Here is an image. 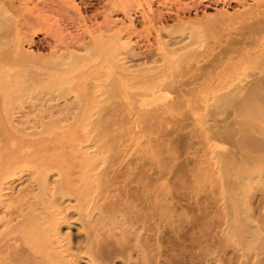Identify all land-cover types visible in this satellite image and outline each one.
Segmentation results:
<instances>
[{
    "label": "rangeland",
    "instance_id": "374dc122",
    "mask_svg": "<svg viewBox=\"0 0 264 264\" xmlns=\"http://www.w3.org/2000/svg\"><path fill=\"white\" fill-rule=\"evenodd\" d=\"M3 1L6 3V0ZM35 1L36 3H34ZM41 1L42 2H40V0H13L15 6L23 10L26 17L25 19L28 22L31 21L29 23H33L32 20H34L35 23H42V30L40 29L37 32L43 38L45 37L46 40L51 42L49 45V47H51L54 43L51 40H53L55 36L60 35V32H62V34H67L73 30L69 27L70 25L58 26L55 24L66 14L70 16V18L73 17L72 19H78L76 17H80L84 20L82 23L85 22L87 26L90 24L93 26L94 22L98 24L99 22H105L103 20H106V22L114 20L123 28L127 27L125 25H128V21L131 25L127 17V15H129L136 21H132V24H135L133 27L137 28L140 36L143 33L141 36L143 37L144 34H148V31L146 32L145 30L146 28L148 30L151 25H149L150 21H146L148 25H142V18L148 16L149 19L150 11L153 12L152 14L155 13L156 15L157 11L165 7V5L164 7L161 6L166 0H162V5L159 3L160 0H158L159 2L157 0L154 2L148 0L150 2L149 4H147L148 1L145 0H91L93 2L96 1L95 6H97V9L99 8L98 11H96L97 9L95 7V12L94 10L92 12L90 9L88 11H83L82 9L78 10L77 8L81 5L79 4L80 0ZM238 1L240 2L241 0ZM262 1L264 2V0ZM0 2L2 3V1ZM193 2H199L197 4L204 7L197 4L195 5ZM227 2L230 3V5ZM239 2H237V0H201L202 4L200 0H169L167 2L169 4L167 6H170V8L172 7L174 12L177 6L190 5L187 7L189 8L192 3L195 5H192V9L189 8V10H191L190 12L187 10L185 14H179V17L175 15L177 14L176 12L173 13L174 18L171 17L167 22V25H173L172 27L176 25L178 27L177 29L175 27L170 29V27L169 31L171 30V34L169 32L170 36H168L169 38L171 37L172 40H175L172 46H174L173 48L175 51L177 50L180 52L174 51L176 54L178 53L177 55L186 51V53H184V55H186L181 57L184 60L180 58L183 62L186 56H192L194 59H201L203 61L201 57L200 59L198 58L201 56L200 52L210 51L208 47L209 44L207 43V46H205V44L215 33L212 34L213 31H210V34H207L209 31L206 30L204 34L207 35V37L204 34H200L203 33L200 31H203L201 26L204 24L197 23L201 20L197 18L201 17L204 19L203 22L206 23V21H214V18H218L221 12L224 11L230 13V17L233 13L237 15V11H243L242 13H244V9L248 6L246 11L254 8L252 7V0H244L242 4ZM257 2L260 3L261 1L257 0ZM257 2L255 3L258 4ZM263 2L260 4L264 5ZM40 3L46 6L48 3L49 6L53 5V11L57 13L47 11V7H44L43 11L41 10L43 14L38 13L37 9L41 8ZM112 4L117 6V11H111ZM22 5H26V8H22ZM72 5L75 10L70 7ZM108 6L109 8H107ZM195 7H197V10L194 9ZM150 8L151 10L149 11L148 9ZM113 9H115V7H113ZM30 13H32V15ZM228 13H225V15ZM242 13H238V16ZM216 14H219V16ZM206 17H210V21ZM233 21L234 20H229L230 24ZM156 22L157 21L153 22V26H155ZM229 22L226 21L223 27H225L226 24L229 25ZM82 23L80 22V24ZM182 23H184V25ZM194 24H198V28H196ZM118 25L116 27H118ZM157 25L159 26L160 24ZM170 25H168V27ZM158 26H156V28ZM185 26L187 27L186 29ZM227 27L229 28V26H226V28ZM120 29L122 28L120 27ZM92 30L95 31L93 28ZM156 30L154 28L152 29L150 36H148L149 38L144 36L148 41L141 38L140 41H138V44H140L138 46L136 44L138 38L136 41L135 37L128 38L126 36L123 38L124 35H127L124 34L122 39H126V42L130 41L132 44L135 41L136 49L139 48L140 50H144L148 42L147 45L149 47H147L149 48L148 50H150V44L153 43V48L157 44L155 41ZM180 30L181 34L179 33V35L178 31ZM182 30H187L188 33H183ZM172 31L174 33H172ZM192 32L198 37L196 38L194 36L195 34ZM219 32H221V30ZM93 33L97 34V32ZM93 33L91 32L90 34L92 35ZM262 33L264 34L263 31ZM86 34H82L80 39H85L80 41L81 43L85 41V44L89 46V50L85 48V51L83 46H79L78 43H74L78 46L72 44V47H69L71 49L70 52H72V50L75 51V56L77 55L78 58L76 59L75 56L73 57V55H71L73 58L72 63L70 64L71 60L66 62V65L67 63L70 64L68 65L69 67L65 64V67L64 65H62V67L58 64L62 67L58 68L55 64L59 62H53V57L55 59L57 57L56 60H60L58 59L57 52L61 50L56 51V53L51 51L56 55L53 54V57H50L52 56L50 52L52 47L49 49L47 46L43 48V50L24 44V49L26 51L29 52L31 50V53L35 51L33 54L37 52V55H47L45 59L50 57L49 60L47 59L49 64L45 63L48 64L45 65L43 62L45 59H42L43 61H39V59L36 61L38 66L35 65L36 62L28 64L27 67L23 66L22 70H26L24 72L22 71V75L25 74L26 76L27 74V78L21 75L23 81H21L22 79L17 80L18 78H16V80L11 79L8 82H0V264H100L101 262V264H147L146 255L148 252L146 253V251H149V249L147 248L146 250V247L149 245L151 247L152 244L156 245H154V247L163 246L165 248V250L164 248L162 249L164 251H161L160 254H156V251H158L156 249L160 247L156 249L153 247L156 253L151 251L152 254L157 255V258L158 256H162L161 260L163 257L170 258L168 253L172 250H170V248L174 247L176 250H173L174 254L172 255L174 256L171 257L173 258L172 264H177L176 262H178V260L180 262H178V264H184L185 261H187L185 264H198L199 260L205 263L203 257H205V260L207 258V261L209 258V264H223L224 262V264H229L230 260L232 261H230V264H264V144L261 145L264 143V104H262L264 102H259L260 100H264V46H261L263 47L262 51L260 47V52L256 49L257 52L252 54L249 53L250 57L245 59L246 61L241 59L242 56L240 55V60H242L240 63H236V60L233 59L236 58V54L230 52L233 56L232 60H234L235 65L233 61L232 63L231 60L229 61L223 57L226 62L229 61V65L227 62L225 63L227 64L226 66L223 63L224 61L221 62L223 63L221 65L219 64L220 61L217 59L219 65L217 64V68H212L214 71H212L210 67L206 66L209 68L207 69L203 66L207 63H217L215 60V62H211L210 59L212 58L210 56L206 58L209 59L206 64V60L203 61L204 64H200L197 61L198 64L196 60L191 59L196 62L194 63L192 61L190 62L188 59L191 63L188 64L191 66L186 65L187 67H185L183 64L187 63L185 62L182 64L181 61L179 62L181 66L178 63V66L174 65L176 68L171 67L170 63H166L167 65H160L162 68L158 67L156 69V66H153L155 67L154 69L151 67V69L153 68L151 71L148 67H145V64L144 66L143 64L141 65V62H144L145 59H140L141 62L139 63L138 61L140 60H137V63L140 64L138 67L136 66L137 64L134 66L136 63L135 61L132 62L133 65H131L132 67L130 68L133 70H121L114 64V55L112 54L113 57L110 56L112 53L110 51L111 48L108 46L110 45L109 41H112L110 32L109 37H106L108 36L107 33L106 36L104 35L106 37L103 38L104 40H100L101 35L99 36V33L98 35L95 34L100 42H98L97 39L94 40V42L89 40L90 37L86 36ZM186 34L187 36H184ZM95 35L93 36L95 37ZM199 35L203 36L200 37ZM257 35L256 33V36ZM93 36H91V38ZM258 39H262L263 41L264 37L261 38L260 35ZM105 40L108 41L109 44H105ZM255 41L259 43V45L264 43L257 39H255ZM175 42L177 44L179 42L178 46ZM95 43H98V45L95 46ZM99 43L101 44L99 45ZM103 44L106 45V48L101 47ZM174 44H176V46ZM203 45L209 49L205 48ZM73 46L75 48H73ZM98 46L101 48L99 49ZM96 47L100 51H97ZM253 47L252 49H255ZM154 49H152L154 57L151 56L153 59L155 55L156 57L160 56L157 50L158 48L156 50ZM254 51L255 50L252 52ZM84 52L86 53L84 54ZM205 52L202 56H207L210 53L206 54ZM108 53H110V55ZM193 53L196 55L199 54V56L197 57ZM211 53L210 55H213V51ZM255 54H257V56L259 55V58ZM68 55L67 53V58L70 56ZM102 55H106V57ZM175 55L171 56L177 57ZM79 57H81V60ZM177 61L178 60L175 62ZM237 62H239V60ZM52 65L57 68L52 67ZM107 65L108 67H106ZM157 65L159 66V64ZM36 66L39 69H35ZM79 66L81 67L79 68ZM51 67L54 68L53 71H55V73H60L62 70H64L63 73H65L66 71L65 74H69V76H64L63 78L66 79L68 83L63 81L64 79L62 78V81L57 80L56 77V80L53 77L54 80L52 81L47 79L45 75L47 76L48 73L50 78L53 79L51 75L54 72L51 70ZM163 67H165L164 70ZM67 68H70V70ZM197 68L199 69L197 70ZM183 70L184 73L189 74L190 77L192 76L190 73H193L195 77V73L200 76L201 72H203L204 74L202 73V75L205 76V71L207 70L208 76H205V78H203L204 76H200V79L198 77L192 79L191 77L190 79L188 75L185 74L186 77L183 74ZM210 70L213 73H219L215 74L216 78L212 76L213 73H211L212 75L209 73ZM148 71H150L149 74H154L151 77L157 76L156 79H151L153 83H150L151 80H148L150 77H148L146 81L138 77V75L143 76L144 73L146 75ZM223 71L225 74H223ZM32 72L36 74L33 75ZM158 72L160 74L162 73L161 76L158 75ZM70 74H72V76ZM168 74L171 75L169 76ZM134 75H136V78H134ZM147 76L148 74L146 77ZM42 77L44 78L43 80ZM70 77L73 78L70 79ZM121 77H123V79H121ZM137 77L140 79L136 80L138 79ZM182 77L185 80H187L188 77L189 79L187 81L184 80L185 83H181L183 81V79H181ZM127 78L129 80H126ZM205 79H210V81L207 80L206 82L208 85L205 83ZM157 82L160 83L158 84ZM200 83L203 86L199 85ZM203 83H205L206 86ZM214 83L218 84L216 85ZM149 86L151 88H149ZM232 91H235L233 97L231 95ZM223 94L226 95L224 96ZM257 94H259L260 100ZM230 96L232 97L231 99ZM250 98H257L256 100L258 101L256 102L257 105H259L258 109H256L257 111L251 109L253 101H251ZM220 100L223 101L221 102ZM250 101L251 104L249 107L248 102ZM260 106L263 111L260 109ZM260 111L262 112L260 113ZM248 112H250V114ZM220 114H222V116H220ZM179 116L182 117V119ZM215 120L219 122L217 123ZM226 123L227 126H229L227 128H231L229 124H232L231 126L235 128H232L234 134L237 132L235 135H233L232 129L227 131L224 130L226 134L225 132L223 134V130L218 131L219 128L220 130L226 129L224 128L226 127L224 126ZM221 125L224 127H220ZM261 126L263 128H260ZM215 129L218 130L216 131ZM215 131L219 134H216ZM228 131L230 132L229 134L227 133ZM240 132H242V134ZM219 135L221 138H219ZM227 136L228 138L226 140ZM240 141L242 144H238ZM235 144L236 146H234ZM215 145H220L221 147L218 148L215 147ZM230 150L238 157L240 156L242 159L246 158V161H243L247 163L246 168L248 167L247 169L244 168L246 177L241 170L245 165L244 163V165L241 164L242 160L237 161L236 158H234L237 163L240 162V164L238 163L241 165V168L239 166V170H241L243 174H241V172L239 173L237 164L236 169L230 166V160L233 158L229 157L230 160H228L229 158L227 159L229 163L221 158L224 153L228 157V152L234 155ZM245 152H247L246 154L248 155L246 156L248 157L244 156ZM174 154L175 156H173ZM254 156L259 162L253 160ZM247 158L249 159L248 162ZM260 162L262 164H259ZM250 163L252 166H258V164L260 166L254 169ZM260 167L261 170L259 169ZM182 178L183 180L181 181ZM245 178L249 179L246 182V185L249 184V187L247 186L249 189L245 185V181L247 180H245ZM243 181L244 183L242 184H244V187L241 184ZM245 188H247V190ZM243 201H249V203L247 202V209L250 208L248 211H245L244 203H242ZM244 212L246 216L249 214L252 217L249 215L247 217L243 216ZM133 213L134 215L137 214L136 216L139 220H135V222L134 220L131 221L134 216H131ZM163 215L167 217L165 218ZM178 216L184 220L177 219ZM204 217L207 218L204 219ZM244 219L246 221H243ZM180 222L182 223L181 225L179 224ZM168 225H170V228H168ZM178 225L182 226L181 228L184 230L186 228V230L191 232L197 231L199 227L202 228L205 232L202 233L203 230L201 229V233L204 234L203 237L201 233V237L199 236L198 233L200 231H198V233L196 232L199 236L196 235V237L201 238L200 241L202 242L200 243L198 241V243L203 246L210 244L212 248L214 246L217 250L219 249L218 252L222 251L223 253H217L216 249L213 251L212 248L209 247L210 250L206 246L205 247L210 250V252L205 251L207 250L205 248H203L205 249L203 252L200 246L198 249L203 252H201V254H204L202 256L199 250L195 248L197 240L195 241L194 237L190 235L191 232L185 231L189 233H185V235L184 232H181V234H184L185 238L187 237L186 240L183 239V242L187 241L186 244H183V246H186H184L186 250L182 247V250H185L182 252L185 253L181 256L175 255L181 253L177 252V250H179L177 248L179 247L178 243L180 241H178L179 238L177 239L175 237L176 234L182 230L176 228ZM173 226H175L174 229H172ZM150 227L153 230L149 229ZM200 228L198 230H200ZM136 230H140V232L137 231L138 233H133L136 232ZM154 231H157L158 238L153 237L155 234ZM174 231H177L175 236ZM161 233L164 235H161ZM183 234L181 236H183ZM148 235H152L150 237L155 240L158 239L157 242L153 239H149L150 237L147 238ZM160 235L162 238H160ZM184 236L182 238H184ZM189 236L191 239H189ZM146 238L149 242H146ZM68 241L70 242L68 243ZM250 247L252 249H250ZM88 250L90 255L87 253ZM198 252L200 256H202L200 257L201 259L197 258ZM191 254L193 256H191ZM215 254H217L218 257H215L217 256ZM189 256L193 257V259L190 258L189 260V258H187ZM230 256L234 258H229ZM194 260L198 261L195 262ZM207 261L205 264H207Z\"/></svg>",
    "mask_w": 264,
    "mask_h": 264
},
{
    "label": "bare ground",
    "instance_id": "6f19581e",
    "mask_svg": "<svg viewBox=\"0 0 264 264\" xmlns=\"http://www.w3.org/2000/svg\"><path fill=\"white\" fill-rule=\"evenodd\" d=\"M0 1H2V3L0 2V82H2V83H4V82H8V81H10L11 79H14V80H16V78H18L17 80H19V79H22L23 77H26L27 76V74H26V76H25V74L24 75H22L23 73H22V68H23V66L24 67H27V65L28 64H32V63H35L36 61H38L39 59V61H43L46 57H47V55L46 56H44V55H41V54H39V55H37V52L35 53V54H33L34 52H28V51H26L25 49H24V44H28V45H30V46H33L34 48H41V49H43V48H46L47 46L49 47V45H50V41H48V40H46V38L44 37H42L37 31L38 30H40L41 28H43V27H41L42 25V23L40 24V22L39 23H35L34 22V20H32L33 21V23H29V22H31V21H27L25 18V15H24V12H23V10L21 9V8H18L17 6H15V2H13V0L12 1H10V0H8V2H7V0H6V3H5V1H3V0H0ZM17 1V0H16ZM50 1V0H49ZM52 1V0H51ZM62 1V0H61ZM60 1V2H61ZM104 1V0H103ZM145 1H148V0H145ZM150 1V0H149ZM147 2V4H149L150 2ZM153 2L155 1V0H152ZM158 1V0H157ZM156 1V2H157ZM164 1V0H163ZM169 1V0H168ZM167 0L163 3L162 2V0H160V2L159 3H161V5H162V3H163V5L161 6V7H164V5H165V7L164 8H162L161 10H159V11H157L156 12V15H155V13L154 14H152L153 12H151L150 10H151V8L150 9H148L149 11V19H148V16H146V17H144V18H142L143 19V21H142V25L143 24H147L146 23V21L147 22H149L150 24L149 25H151V27L149 28L150 29V31H149V29L147 30V28H146V32L148 31V34H144V36H147L146 38H149L148 36H150V34H151V32H152V29L154 28L155 30H156V32L157 33H155V38H156V43L158 44V46H157V44L156 43H154V44H156V46L153 48L152 47V44H150V46H151V48H150V50H148L149 48V46L147 45L148 44V42L146 43V48L144 49V50H140L139 48V50L138 49H136L137 47L135 46L136 44H137V46L138 45H140V44H138V41H140V39L142 38H144V39H146L144 36L143 37H141L142 36V34H141V36H140V33L137 31V28L136 27H133L135 24H132V21L134 20V19H132L131 18V16H129V15H127V17H128V20H130V23H131V25L129 24V21H128V25H125V26H127V27H125V28H123L121 25H118L117 24V21H108V22H106V20H103V21H105V22H103V23H98L97 24V22L94 24L93 23V26H92V24H90V25H88L87 26V24H85V22H83L82 23V21H84L83 19H81L80 17H76V18H78V19H72L73 17V15L71 16L72 18H70V16H68L67 14L66 15H64V17L62 16H60L61 17V19H59V21H57L55 24H57L58 26L59 25H63V26H67V25H70L69 27H71L73 30H71L70 32H68L67 34H62V32H60V35H57V36H55L54 37V39L53 40H51V41H53L52 43H53V45L51 46L52 47V50L50 49L51 47H49V49H50V52L51 51H54L55 53H56V51H58V50H61L60 52H61V54H60V52L58 53L57 52V55H58V59H60V60H56L57 59V57H56V59L53 57V54H55V53H52V56H50V57H53V59H51V60H53V62H55V63H57V62H59V63H57V64H55L58 68H62L63 66L62 65H66V62L69 60H71L70 61V64L72 63V60H73V58H72V56L71 55H73V57L75 56V54H76V52L75 51H73L72 50V52H70L71 51V49L69 48V47H72L71 45L73 44L74 46L76 45V44H74V43H78V45L79 46H83V48H84V50L86 51V49H88L89 50V46L88 45H86L85 43V41H83L82 43H81V41L80 40H83V39H85V38H83V39H80L81 37H82V34L84 33V35L86 34V33H89V34H86V36H89L90 38H89V40H91V41H93L94 42V40H98V42H100L99 41V39L98 38H96V35H98V33H99V36L101 37V39L100 40H102L105 36H106V33L108 34V36H106V37H109V32H110V35L112 36L111 38H108V39H111L112 41H109L110 42V45H108L111 49H110V51L112 52H110L111 53V55H110V53H108L110 56H112V54L114 55V64H116V67L118 66L121 70L122 69H131V70H133L132 68H130V67H132L131 65H133V63L132 62H136L135 64H134V66L136 65L137 67L140 65V64H138L139 62H141V60L140 59H145V61L144 62H141V65L143 64V66H144V64H145V67L147 68L148 67V69H150V71L154 68L155 69V67H153V66H156V69L159 67H161V66H163V64H165V65H167L166 63H170V65H171V67H173V68H176V67H174V65L175 66H178V64L181 66V63L183 64V63H187V64H183V65H185V67H187V66H191L190 64V62L192 61V62H194L193 60H196V62L198 61L200 64H204V60H206L205 61V64L208 62L207 60H209V59H206V58H209V56L212 58V59H210L211 60V62H217V59L220 61V63L219 64H225V63H227L228 62V65H229V61L231 60V62L233 61L234 62V60H236V63H240L242 60H240V55L242 56V58L241 59H244V61H246L245 59H247L248 57H250V54H252V53H255V52H257L256 51V49H258V51L260 50V47L261 46H264L263 44L262 45H259V43H256V41H255V39H257V40H259L260 42L262 41V39L260 40V39H258L259 37H260V35H261V38L262 37H264V36H262V35H264L263 33H262V31L264 32V8H263V6L264 5H262V4H260L261 2H263L262 0H260L261 2L259 3V2H257V0L255 1V0H252L253 1V5H252V7H254V8H251V6H250V8L251 9H248L247 11H246V9L249 7H247V8H245L244 10H245V12L244 13H242V12H239V11H237L238 13H242V14H240L239 16H238V13H237V15L236 14H232V16H230L229 17V15H230V13H228V12H225V13H228V14H226L225 15V13L224 12H221V15L219 16V14H216V15H218L219 17L217 18V17H215L214 18V21L212 20V21H210V17H206L207 19H209V21L210 22H208V21H206V23H204L203 21H204V19H202L201 17L200 18H197V19H201V20H199L197 23H202V24H204V25H202L201 27L203 28V31H200V32H203V33H200V34H204V33H206V30L207 31H209V32H207V34L209 33L210 34V31L212 32V34L213 33H215V34H213L210 38H209V41L208 42H206V44H205V46H207V43L209 44L208 45V47L210 48V51L208 50L209 48L208 47H205L204 45V47L205 48H208V49H206V50H208L207 52H205L206 54L207 53H209L207 56L206 55H204V56H206V57H204V56H202L203 55V53L204 52H200V54H201V56H199V54H195V53H193V54H195V56H199L198 58L200 59V57L203 59V61L201 60V62H200V60H197V59H194V57H190V56H186L185 58V61L183 62V58H181L182 56L184 57L185 55H184V53H186V51L184 52V53H182V54H180V55H177L175 52H179V51H175V49L173 48L174 46H172L173 45V41H175V40H172L171 39V37L169 38V36H170V34H171V30L169 31V28L170 29H172V28H178L175 24V26L174 27H172L170 24H168V25H170L169 27H168V25H167V22L171 19V17H173L174 18V16H173V13H177V14H175V15H178V17H179V14L181 15L182 13L183 14H185V12L187 11V10H189V8L190 9H192L193 8V6H195L197 3H199V2H197V3H195V2H193L195 5H193V3H192V5H191V7H189V8H187L188 6H190V5H188V6H185V5H181V6H177L176 7V10H175V12L172 10V7L170 8V6H167V5H169L167 2H168ZM211 1V0H210ZM218 1V0H217ZM244 1V0H243ZM242 0L239 2L238 0H237V2H239V3H241L242 4V2H243ZM257 2L258 4H256L255 2ZM259 1V0H258ZM20 2V1H19ZM40 2H42L41 0H40ZM80 3L79 4H81L80 5V7H78L77 9L78 10H86V11H88L89 9L93 12V10H94V12H95V7H96V9H97V6H95V2H93V1H91V0H80L79 1ZM152 2V3H153ZM219 2H221V1H219ZM224 2V1H223ZM34 3H36V1L34 2ZM44 3V2H43ZM43 3H40V5L41 4H43ZM50 3V2H49ZM48 3V4H49ZM66 3V2H65ZM69 3V2H68ZM99 3V2H98ZM151 3V4H152ZM158 3V4H159ZM200 3H201V0H200ZM203 3V2H202ZM201 3V4H202ZM225 3V2H224ZM223 3V4H224ZM228 3V2H227ZM255 3V4H254ZM264 3V2H263ZM17 4V3H16ZM21 4V3H20ZM47 4V6L46 5H41L40 7V9H37V12L38 13H42L41 12V10L43 11V8L44 7H47L48 8V10L47 11H51L52 13H57V12H54L53 10H54V6L53 5H48ZM62 4V3H61ZM78 4V5H79ZM120 4V3H119ZM229 5H230V3H228ZM71 5V4H70ZM97 5H99V4H97ZM103 5V4H102ZM115 4H112V6L113 7H115V9H113V7L111 6V11L112 12H114V10L115 11H117L118 10V8H117V6H114ZM197 5H200V4H197ZM258 5V6H257ZM23 6V5H22ZM26 6V5H25ZM25 6H23L22 8H24ZM57 6V5H56ZM62 6V5H61ZM138 6H140V5H138ZM200 6H202V5H200ZM206 6V5H205ZM256 6V7H255ZM70 7H72V9L73 10H75L74 9V7H73V5L72 6H70ZM101 7V6H100ZM103 7V6H102ZM151 7V6H150ZM198 7V6H197ZM197 7H195L194 9H196ZM202 7H204V6H202ZM26 8V7H25ZM33 8V7H32ZM37 8H38V6H37ZM57 8V7H56ZM107 8H109V6L107 7ZM123 8V7H122ZM135 8H136V6H135ZM70 9V8H69ZM76 9V10H77ZM99 9V8H98ZM98 9L96 10V11H98ZM103 9V8H102ZM159 9V8H158ZM199 9V8H198ZM58 10V9H57ZM197 10V9H196ZM56 11V10H55ZM59 11V10H58ZM61 11V10H60ZM121 11V10H120ZM191 10H189L188 12H190ZM27 12V11H26ZM33 12V11H32ZM44 12H46V11H44ZM68 12V11H67ZM102 12V11H101ZM104 12V11H103ZM108 12V11H107ZM147 12V13H148ZM28 13V12H27ZM47 13V12H46ZM62 13V12H61ZM74 13V12H73ZM79 13V12H78ZM224 13V14H223ZM236 13V12H235ZM31 15H32V13H30ZM43 14V13H42ZM60 14V13H59ZM68 14H69V12H68ZM87 14V13H86ZM122 14V13H121ZM70 15H71V13H70ZM154 15V16H153ZM228 15V16H227ZM43 16V15H42ZM52 16H55V15H52ZM67 16V17H66ZM76 16V15H75ZM197 16V15H196ZM142 17V16H141ZM177 17V16H176ZM234 17V18H233ZM28 18H30V17H28ZM108 18H109V16H108ZM217 18V19H216ZM239 18V19H238ZM40 19H42V18H40ZM44 19H45V17H44ZM87 19V18H86ZM119 19V18H118ZM147 19V20H146ZM236 19H238V20H236ZM30 20V19H29ZM52 20V19H51ZM123 20V19H122ZM173 20V19H172ZM179 20V19H178ZM216 20V21H215ZM229 20L230 21H232V20H234L233 22H231V24H230V22H229ZM50 21V20H49ZM89 21V20H88ZM135 21V20H134ZM155 22V21H157L156 23L157 24H160L159 26L155 23V26H153L154 25V23L153 22ZM180 21V20H179ZM226 21H228L229 22V25H227L226 24V26H229V28L227 27L226 28V26L225 27H223V25L226 23ZM80 22L82 23V24H80ZM136 22V21H135ZM152 22V23H151ZM191 22V21H190ZM194 22V21H193ZM53 23V22H52ZM87 23V22H86ZM134 23V22H133ZM54 24V23H53ZM183 25H184V23H182ZM44 25V24H43ZM118 25V27H119V29H118V27H116ZM130 25V26H129ZM137 25V24H136ZM148 25V24H147ZM180 25V24H179ZM178 25V26H179ZM186 25V24H185ZM189 25V24H188ZM194 25H196V24H194ZM198 25V24H197ZM197 25H196V28H198L197 27ZM53 26V25H52ZM156 26H158L157 28H156ZM120 27L122 28V29H120ZM145 27V26H144ZM143 27V28H144ZM184 27V26H183ZM92 28L93 29H95V31L94 30H92ZM187 27L185 26V29H186ZM189 28V27H188ZM47 29V28H46ZM114 29V30H113ZM136 29V30H135ZM176 29H174V30H176ZM180 29V28H179ZM190 29V28H189ZM189 29H187V30H189ZM205 29V30H204ZM224 29V30H223ZM42 30V29H41ZM45 30V29H44ZM66 30H68V29H66ZM97 30V31H96ZM138 30H140V29H138ZM143 30V31H144ZM187 30L185 31V30H182V32L184 33H186L187 32ZM197 30H199V29H197ZM221 30V32H219ZM137 31V32H136ZM205 31V32H204ZM93 33V32H97V34L95 35L94 33L91 35L90 33ZM169 32H170V34H169ZM262 33V34H259V33ZM172 33H174L173 31H172ZM181 34V30L180 31H178V34ZM188 33V32H187ZM192 33H194V32H192ZM218 33V34H217ZM220 33V34H219ZM256 33L259 35V37H258V35L256 36ZM102 34H103V36H102ZM124 34H127V35H124ZM176 34V33H175ZM179 34V35H180ZM195 34V33H194ZM222 34V35H221ZM93 36V35H95V37L93 36L92 38H93V40H92V38H91V36ZM105 35V36H104ZM124 35V36H123ZM169 35V36H168ZM190 35H191V31H190ZM205 35V34H204ZM216 35H217V37H216ZM98 36V37H99ZM122 36H123V38L124 37H128V38H131V37H135L136 39H135V41L137 40V38H138V40L136 41V44H135V41L133 42V44H132V42H130V41H125L126 39H122ZM184 36H187V34L186 35H184ZM196 38L198 37V36H196V34L194 35ZM200 36V35H199ZM201 36H203V35H201ZM200 36V37H201ZM206 37H207V35H205ZM223 38H222V37ZM255 36H256V38H255ZM99 37V38H100ZM105 37V38H106ZM178 37V36H177ZM176 37V38H177ZM218 37H220V38H218ZM88 38V37H87ZM175 38V39H176ZM195 38V39H196ZM48 39V38H47ZM50 39H51V37H50ZM132 39H134V38H132ZM143 39V40H144ZM178 39V38H177ZM176 39V40H177ZM181 39V38H180ZM104 40V39H103ZM107 40V39H106ZM105 40V41H106ZM128 40V39H127ZM130 40V39H129ZM185 40V39H184ZM202 40H203V38H202ZM205 40H206V38H205ZM87 41V40H86ZM146 41H148V39H146ZM259 41H257V42H259ZM87 42H89V41H87ZM96 42V41H95ZM106 42H108V41H106ZM105 42V44H109V42L108 43H106ZM177 42V41H176ZM175 42V43H176ZM180 42H181V40H180ZM202 42V41H201ZM262 42H264V40L262 41ZM89 43H91V42H89ZM88 43V44H89ZM102 43H104V42H102ZM199 43H200V41H199ZM198 43V44H199ZM84 44H85V46H84ZM94 44V43H93ZM93 44H91V45H93ZM101 43H99V45H100ZM177 44V43H176ZM176 44H174L175 46H176ZM178 44H179V42H178ZM178 44H177V46H178ZM261 44V43H260ZM78 45H76V46H78ZM98 45V43L96 44L95 43V46H97ZM145 45V44H144ZM180 45H183V44H180ZM258 45V46H257ZM73 46V48H75ZM88 46V47H87ZM94 46V47H95ZM106 45H102L101 47H103V48H106L105 47ZM134 46H135V48H134ZM148 46V47H147ZM172 46V47H171ZM254 46V47H253ZM92 47V46H91ZM99 47V46H98ZM101 47H99V49L101 48ZM158 49H157V48ZM186 47V46H185ZM252 47L253 48H255V49H252ZM258 47V48H257ZM80 48V47H79ZM86 48V49H85ZM171 48H173V49H171ZM263 47H261V51L264 49H262ZM27 49V48H26ZM70 49V50H69ZM82 49V48H81ZM99 49H97V47H96V50L97 51H100ZM152 49H154V50H158L159 51V54H160V56H158V57H156V55H155V60L151 57V56H153V52H152ZM44 50V49H43ZM104 50H106V49H104ZM107 50H109V49H107ZM147 50V51H146ZM183 50V49H182ZM187 50V49H186ZM250 50H255L254 52H252V51H250ZM78 51V50H77ZM175 51V52H174ZM191 51V50H190ZM213 51V55H210V54H212L211 52ZM48 52V51H47ZM65 52V53H64ZM70 52V53H69ZM102 52V51H101ZM100 52V53H101ZM106 52V51H105ZM108 52V51H107ZM151 52V53H150ZM161 52V53H160ZM187 52H188V50H187ZM233 53H235L236 54V58H233V56H232V54ZM260 52V51H259ZM258 52V53H259ZM50 53V54H51ZM67 53L71 56H69L68 58H67ZM72 53V54H71ZM83 53V52H82ZM86 52H84V54H85ZM99 53V52H98ZM97 53V54H98ZM176 55H175V54ZM180 53V52H179ZM250 53V54H249ZM93 54H95V53H93ZM152 54V55H151ZM158 54V55H159ZM229 56H228V55ZM231 54V55H230ZM56 55V54H55ZM78 55H79V52H78ZM80 55H81V53H80ZM87 55V54H86ZM171 55H175V56H177V57H174V56H171ZM189 55V54H188ZM254 55V54H253ZM256 56H257V54H255ZM61 56V57H60ZM92 56V55H91ZM94 56V55H93ZM98 56V55H97ZM103 57H106V55L104 56V55H102ZM180 56V57H179ZM259 56V55H258ZM257 56V57H258ZM50 57H48L47 59L49 60V58ZM60 57V58H59ZM82 57V56H81ZM81 57H79L80 58V60H81ZM152 58V60H151V58ZM154 57V56H153ZM171 57V58H170ZM187 57H189V58H187ZM196 57V58H197ZM223 57H225L227 60H229V61H225L224 60V58ZM254 57V56H253ZM252 57V58H253ZM75 58L77 59L78 57H77V55L75 56ZM90 58H92V57H90ZM100 58H102V57H100ZM172 58H174V59H172ZM183 59V60H181V59ZM205 58V59H204ZM214 58V59H213ZM223 60H222V59ZM232 58L234 59V60H232ZM256 58V57H255ZM259 58V57H258ZM43 59V60H42ZM47 59H45L43 62H44V64L45 63H48L47 61ZM86 59V58H85ZM88 59H89V57H88ZM99 59V58H98ZM103 59V58H102ZM171 59V60H170ZM190 60V62H189V60ZM191 59H193V60H191ZM250 59V58H249ZM254 59V58H253ZM51 60H50V62H51ZM56 60V61H55ZM79 60V59H78ZM82 60H83V58H82ZM96 60V59H95ZM99 60H101V59H99ZM110 60H112V59H110ZM137 60H140V61H138V63H137ZM174 62H173V61ZM176 60H178L177 62H175ZM215 60V61H214ZM222 60V61H221ZM239 60V62H237ZM258 60V59H257ZM68 61V62H69ZM113 61V60H112ZM111 61V62H112ZM143 61V60H142ZM182 61V62H181ZM188 61V62H187ZM218 61V62H219ZM224 61V62H223ZM75 62H76V60H75ZM83 62V61H82ZM179 62H181V63H179ZM196 62H194V63H196ZM197 62V63H198ZM210 62V61H209ZM218 62L217 63H207L206 65H203L205 68H207V67H210V69H212V68H217L218 67ZM221 62H223V63H221ZM230 62V63H231ZM232 62V63H233ZM248 62V61H247ZM263 62V61H262ZM52 63V62H51ZM80 63V62H79ZM86 63V62H85ZM100 63H103V62H100ZM109 63V62H108ZM107 63V64H108ZM178 63V64H177ZM188 63H190V64H188ZM194 63H192V64H194ZM198 63V64H199ZM38 63L36 62V64L35 65H37ZM49 64V63H48ZM48 64H45V65H48ZM60 66H62V67H60ZM69 63H67V67H69L68 65H70ZM74 64H76V63H74ZM84 64V63H83ZM104 64V63H103ZM157 64H159V66L157 65ZM173 64V65H172ZM218 64V65H217ZM262 64V63H261ZM65 65H64V67H65ZM106 65V64H105ZM109 65V64H108ZM108 65L106 66V67H108ZM161 65V66H160ZM182 65V66H183ZM187 65V66H186ZM226 66H227V64H225ZM234 65H235V62H234ZM253 65V64H252ZM31 66V65H30ZM34 66V65H33ZM38 66V65H37ZM36 66V67H37ZM40 66H41V64H40ZM44 66V65H43ZM50 66H51V64H50ZM56 66H53L52 65V67H56ZM83 66H86V65H83ZM100 66V65H99ZM103 66V65H102ZM101 66V67H102ZM202 66V65H201ZM200 66V67H201ZM203 66H202V68H203ZM207 66V67H206ZM29 67V66H28ZM35 67V69H39L38 67L36 68ZM46 67V66H45ZM51 67V68H52ZM56 67V68H57ZM81 66H79V68H80ZM104 67V66H103ZM117 67V68H118ZM150 67V68H149ZM151 67H153L152 69H151ZM169 67V66H168ZM184 67V66H183ZM241 67V66H240ZM256 67V66H255ZM41 68V67H40ZM54 68H52L51 70L53 71L54 70ZM74 68V67H73ZM77 68V67H76ZM141 68V67H140ZM162 68V67H161ZM164 68L165 67H163V70H164ZM172 68V69H173ZM34 69V70H35ZM67 69H69L70 70V68H67ZM75 69V68H74ZM110 69V68H109ZM116 69V68H115ZM119 69V70H120ZM199 68H197V70H198ZM201 69V68H200ZM207 69H209V68H207ZM235 69V68H234ZM238 69V68H237ZM258 69V68H257ZM26 70V69H25ZM24 70V71H25ZM30 70V69H29ZM58 70V69H57ZM72 70V69H71ZM130 70V71H131ZM141 70V69H140ZM160 70V69H159ZM205 70V69H204ZM216 70V69H215ZM221 70V69H220ZM232 70V69H231ZM260 70V69H259ZM23 71V72H24ZM49 71H50V68H49ZM75 71V70H74ZM80 71V70H79ZM101 71V70H100ZM99 71V72H100ZM104 71V70H103ZM116 71V70H115ZM150 71H148V76L146 77V75H145V73H144V77L143 76H139L138 75V77H141L142 79L141 80H144V81H146V79L148 78V77H150L148 80H151V79H153V78H157V76L156 77H151V76H153L154 74H149V72ZM155 71V70H154ZM160 71H162V70H160ZM167 71V70H166ZM191 71V70H190ZM201 71V70H200ZM212 71H214L213 69H212ZM38 72V71H37ZM42 72V71H41ZM54 72V73H53ZM51 74L53 75H51V77L53 78H57V80H60V81H62L61 80V78L62 79H64L63 77L65 76H69V74L68 75H66L65 73H66V71H65V73H63L64 72V70H62L60 73H55V71H53ZM123 72V71H122ZM163 72V71H162ZM169 72V71H168ZM179 72H181V71H179ZM209 72V71H208ZM31 73V72H30ZM35 73V72H34ZM46 73V72H45ZM67 73H68V71H67ZM116 73V72H115ZM120 73V72H119ZM159 73V72H158ZM170 73H171V71H170ZM190 73V72H189ZM198 73V72H197ZM202 73L203 72H201L200 73V76H204V75H202ZM205 73H206V75L205 76H208L207 75V70L205 71ZM210 74L211 73H213V72H211V70H210V72H209ZM32 74H33V72H32ZM36 74V73H35ZM35 74H33V75H35ZM42 74V73H41ZM40 74V75H41ZM56 74V75H55ZM57 74H59V75H57ZM106 74V73H105ZM117 74H118V72H117ZM141 74V73H140ZM162 74V73H161ZM161 74L159 73L158 75H160L161 76ZM183 74L185 75L186 73H184V70H183ZM190 74H192V79H195V77L197 78H199L200 79V76H198L196 73H195V77H194V74L193 73H190ZM199 74V73H198ZM204 74V73H203ZM215 74H219V73H213V75L212 76H216ZM223 74H225L224 73V71H223ZM222 74V75H223ZM234 74V73H233ZM23 77H22V76ZM39 75V74H38ZM43 75V74H42ZM55 75V76H54ZM71 76H72V74H70ZM74 75V74H73ZM125 75V74H124ZM129 75V74H128ZM156 75V74H155ZM169 75V74H168ZM171 75V74H170ZM169 75V76H170ZM177 75V74H176ZM186 75H188L189 77H190V75L189 74H186ZM185 75V76H186ZM242 75V74H241ZM19 76H20V78H19ZM48 76H49V78H48ZM61 76V77H60ZM77 76H79V75H77ZM121 76V75H120ZM123 76V75H122ZM125 76H127V75H125ZM125 76H124V79H125ZM136 75H134V78H136L135 77ZM183 76V75H182ZM185 76H184V78H185ZM205 76L203 77V78H205ZM45 77H47V79H50V81H52V80H54V78L53 79H51L50 78V75H49V73H48V75L46 76L45 75ZM98 77V76H97ZM129 77V76H128ZM137 77V78H138ZM146 77V78H145ZM167 77V76H166ZM179 77H180V75H179ZM187 77V76H186ZM189 77H188V79H189ZM191 77H190V79H191ZM194 77V78H193ZM237 77V76H236ZM27 78V77H26ZM30 78V77H29ZM32 78V77H31ZM56 78H55V80H56ZM58 78H60V79H58ZM73 77H70V79H72ZM129 78H131V77H129ZM133 78V77H132ZM145 78V79H144ZM159 78V77H158ZM163 78V77H162ZM183 77L181 78V79H183V81L181 82L180 80V82L181 83H185L184 82V80L186 79H184ZM202 78V77H201ZM207 78H209V77H207ZM216 78V77H215ZM214 78V79H215ZM218 78V77H217ZM224 78H226V77H224ZM229 78V77H228ZM37 79V78H36ZM35 79V80H36ZM44 78L42 77V80H43ZM121 79H123V77H121ZM140 78H138V79H136V80H139ZM160 80H162L161 78H159ZM178 79H180V78H178ZM177 79V80H178ZM187 79V80H188ZM213 79V78H212ZM220 79V78H219ZM219 79H217L218 81H220ZM234 79V78H233ZM28 80V79H27ZM40 80H41V78H40ZM68 80V79H67ZM98 80V79H97ZM120 80V79H119ZM126 80H129L128 78L126 79ZM187 80H185V81H187ZM203 80V79H202ZM208 80V79H207ZM207 80L205 79V83L207 82ZM226 80V79H225ZM229 80V79H228ZM21 81H23V79L21 80ZM37 81V80H36ZM59 81V82H60ZM63 81H65V82H67L66 81V79H64ZM70 81V80H69ZM118 81V80H117ZM121 81V80H120ZM155 81H157V80H155ZM159 81V80H158ZM204 81V80H203ZM208 81H210V79L208 80ZM54 82V81H53ZM58 82V81H57ZM64 82V83H65ZM177 82V81H176ZM189 82V81H188ZM45 83V82H44ZM55 83V82H54ZM68 83V82H67ZM70 83V82H69ZM146 83H149V82H146ZM150 83H153L152 82V80H151V82ZM158 83V82H157ZM160 83V82H159ZM158 83V84H159ZM187 83V82H186ZM205 83H203L204 85H205ZM66 84V83H65ZM156 84V83H155ZM207 84V83H206ZM214 84H216V83H214ZM218 84V83H217ZM216 84V85H217ZM152 85V84H151ZM186 85V84H185ZM199 85H201V83L199 84ZM208 85V84H207ZM221 85H223V84H221ZM220 85V86H221ZM59 86V85H58ZM154 86V85H153ZM201 86H203V85H201ZM206 86V85H205ZM177 87H179V86H177ZM196 87V86H195ZM149 88H151L150 86H149ZM203 88V87H202ZM223 88V87H222ZM227 88V87H226ZM176 89V88H175ZM258 89V88H257ZM173 90V89H172ZM182 90V89H181ZM202 90V89H201ZM151 91V90H150ZM205 91V90H204ZM228 91V90H227ZM262 91V90H261ZM154 92V91H153ZM216 92V91H215ZM235 92V91H234ZM233 91H232V97H233V93H234ZM257 92V91H256ZM253 93V92H252ZM258 93V92H257ZM180 94V93H179ZM227 94V93H226ZM225 94V95H226ZM229 94V93H228ZM251 94V93H250ZM183 95V94H182ZM212 95V94H211ZM210 95V96H211ZM222 95V94H221ZM224 95V94H223ZM224 95V96H225ZM258 95V99H259V94H257ZM178 96H180V95H178ZM207 96V95H206ZM209 96V95H208ZM251 96H253V95H251ZM149 97V96H148ZM212 97V96H211ZM231 96H230V99L232 98ZM186 98V97H185ZM199 98V97H198ZM202 98V97H201ZM209 98V97H208ZM221 98V97H220ZM225 98V97H224ZM150 99V98H149ZM226 99V98H225ZM234 99V98H233ZM251 99V101H253L252 102V104H251V101L250 102H248V104H249V107H250V104L252 105L251 107V109H253V111H254V109L256 110V109H258V106L259 105H257V102L256 101H258V100H256V99H253V98H250ZM191 100V99H190ZM260 100V99H259ZM216 101V100H215ZM221 101V100H220ZM219 101V102H220ZM223 101V100H222ZM221 101V102H222ZM248 101H249V99H248ZM157 102V101H156ZM218 102V103H219ZM245 102V101H244ZM243 102V103H244ZM259 102H264V100L262 101V100H260ZM227 103V102H226ZM242 103V104H243ZM172 104V103H171ZM181 104V103H180ZM247 104V103H246ZM262 104H264V103H262ZM194 105V104H193ZM192 105V106H193ZM211 105V104H210ZM244 105V104H243ZM182 106V105H181ZM152 107V106H151ZM199 107H201V106H199ZM222 107V106H221ZM240 107H241V104H240ZM246 107H248V106H246ZM261 107V106H260ZM243 108V107H242ZM160 109V108H159ZM214 109V108H213ZM250 109V110H251ZM260 109H262V107L260 108ZM205 110V109H204ZM215 110V109H214ZM245 110V109H244ZM243 110V111H244ZM171 111V110H170ZM249 111V110H248ZM252 111V110H251ZM252 111V112H253ZM257 111V110H256ZM262 111H263V109H262ZM262 111H260V113L262 112ZM140 112V111H139ZM142 112V111H141ZM169 112V111H168ZM167 112V113H168ZM206 112V111H205ZM147 113H148V111H147ZM157 113V112H156ZM170 113V112H169ZM219 113V112H218ZM249 114H250V112H248ZM258 113V112H257ZM140 114V113H139ZM196 114H197V112H196ZM201 114V113H200ZM202 114H203V112H202ZM252 114V113H251ZM254 114V113H253ZM147 115V114H146ZM161 115V114H160ZM164 115V114H163ZM166 115V114H165ZM199 115V114H198ZM211 115H212V113H211ZM214 115V114H213ZM255 115H256V112H255ZM264 115V114H263ZM220 116H222V114H220ZM180 117V116H179ZM202 117V116H201ZM224 117V116H223ZM181 119H182V117H180ZM167 119V118H166ZM157 121V120H156ZM165 121V120H164ZM225 121H226V119H225ZM215 122H219V121H216L215 120ZM165 123V122H164ZM208 123V122H207ZM230 123V122H229ZM228 123V124H229ZM168 124V123H167ZM240 124V123H239ZM256 124V123H255ZM156 125V124H155ZM224 125V124H223ZM221 125L220 127H224V126H226V127H224V128H226V129H221L220 130V128H219V130L218 129H215L216 131L218 130V131H222L223 130V134H224V132L225 131H227V130H229V129H232V128H234V127H232L231 125L232 124H229L230 125V127L231 128H227V127H229V126H227V123H226V125ZM167 126V125H166ZM255 126V125H254ZM256 127V126H255ZM167 128V127H166ZM187 128V127H186ZM260 128H263L262 126L260 127ZM168 129V128H167ZM170 129V128H169ZM206 129V128H205ZM235 129V128H234ZM188 130V129H187ZM212 130V129H211ZM214 130V129H213ZM225 130V131H224ZM215 131V133L217 134L218 132H216ZM233 129H232V133H233ZM236 131V130H235ZM180 132V131H179ZM214 132V131H213ZM230 132H231V130H230ZM229 131L227 132L228 134L230 133ZM238 132H239V130H238ZM133 133V132H132ZM160 133V132H159ZM237 133V132H236ZM235 133V134H236ZM241 134H242V132H240ZM219 134V133H218ZM225 134H226V132H225ZM234 133H233V135H235ZM249 135V134H248ZM187 136V135H186ZM207 136V135H206ZM247 136V135H246ZM181 137V136H180ZM199 137V136H198ZM204 137V136H203ZM214 137V136H213ZM186 138V137H185ZM210 138V137H209ZM219 138H221L220 137V135H219ZM227 138H228V136L226 137V140H227ZM230 138H232V137H230ZM229 138V139H230ZM245 138V137H244ZM206 139V138H205ZM233 139V138H232ZM248 139V138H247ZM159 140V139H158ZM207 140V139H206ZM241 140V139H240ZM257 141V140H256ZM258 141H259V139H258ZM187 142V141H186ZM244 142H246V141H244ZM209 143V142H208ZM218 143V142H217ZM241 143V141L240 142H238V144H240ZM237 144V143H236ZM236 144L234 145V146H236ZM242 144V143H241ZM248 144V143H247ZM250 144V143H249ZM255 144V143H254ZM257 144V143H256ZM261 144V143H260ZM264 143H262L261 145H263ZM259 145V144H258ZM257 145V146H258ZM166 146V145H165ZM253 146V145H252ZM215 147H221L220 145H215ZM263 148V147H262ZM168 149V148H167ZM172 150V149H171ZM232 150V149H231ZM230 150V151H231ZM236 150H238V149H236ZM164 152V151H163ZM232 152V151H231ZM217 153V152H216ZM232 153H234V152H232ZM247 152H245V154H244V156L245 157H248V156H246V155H248V154H246ZM147 154V153H146ZM173 154V153H172ZM241 154H243V153H241ZM230 155V156H229ZM234 155H235V153H234ZM232 155L231 153H229L228 152V157L226 156V154L224 153V155H222V157L221 158H223V160L225 161V162H227V163H229L228 162V160H230V158L229 157H231V158H233V159H231L230 161V166L233 168V167H235V169H236V164H237V169H238V171H239V173L241 172V170H242V172L244 173V168H246V165H247V163H245V162H243V161H246V158H241L240 156L238 157L237 155ZM173 156H175V154L173 155ZM225 156V157H224ZM232 156H234V157H232ZM242 156V155H241ZM227 157V158H226ZM243 157V156H242ZM250 157V156H249ZM149 158V157H148ZM229 158V159H228ZM234 158H236V160L238 161H240V160H242V163L241 164H243L244 166L242 167L243 169H241V170H239V166H240V168H241V165H239L240 164V162H238L237 163V161H235L234 160ZM237 158H240V159H237ZM255 156L253 157V160H255V161H257V162H259L258 160H256L257 158H255ZM261 158V157H260ZM260 158H258V159H260ZM228 159V160H227ZM160 160V159H159ZM227 160V161H226ZM234 160V161H233ZM264 160V159H263ZM249 161V159L247 158V162ZM261 161V160H260ZM234 162H236V163H234ZM252 162V161H251ZM232 163H233V165H232ZM160 164V163H159ZM164 164V163H163ZM166 164V163H165ZM251 164V163H250ZM253 164H254V162H253ZM259 164H262L261 162L259 163ZM258 164V166H260ZM167 166V165H166ZM251 166H252V164H251ZM258 166H252L254 169H257V168H255V167H258ZM230 167V168H231ZM262 167V166H261ZM261 167L259 168L260 170H261ZM143 168V167H142ZM248 168V167H247ZM246 168V169H247ZM166 169V168H165ZM168 169H169V167H168ZM234 169V170H235ZM259 169H258V171H259ZM264 169V168H263ZM148 170V169H147ZM249 170V169H248ZM251 170V169H250ZM150 171V170H149ZM165 171V170H164ZM175 171V170H174ZM252 171V170H251ZM257 171V170H256ZM257 171V172H258ZM263 171V170H262ZM183 172V171H182ZM241 172V174H243ZM146 173V172H145ZM163 173V172H162ZM167 173V172H166ZM165 173V174H166ZM247 173V172H246ZM259 173H260V171H259ZM241 174H240V176H241ZM249 174V173H248ZM247 174V175H248ZM258 175V174H257ZM256 175V176H257ZM260 175V174H259ZM141 176V175H140ZM144 176V175H143ZM159 176V175H158ZM157 176V177H158ZM161 176V175H160ZM163 176V175H162ZM174 176V175H173ZM239 176V177H240ZM244 176H245V173H244ZM243 176V177H244ZM246 177V176H245ZM133 178V177H132ZM140 178V177H139ZM144 179V178H143ZM142 179V180H143ZM155 179V178H154ZM240 179H242V180H244L243 178H240ZM247 178H245V180H246ZM178 180V179H177ZM183 180V178L181 179V181ZM249 179H247L246 181H245V185H246V182L248 181ZM250 182H252V181H250ZM186 183V182H185ZM242 183H244V181L243 182H241V184ZM249 183V182H248ZM247 183V184H248ZM243 185V187H244V184H242ZM168 186V185H167ZM249 187V184L248 185H246V187ZM247 187V188H248ZM247 188H245L246 190H247ZM249 189V188H248ZM239 192V191H238ZM262 193V192H261ZM241 194H243V193H241ZM129 195V194H128ZM244 196V195H243ZM120 199V198H119ZM126 200V199H125ZM164 202V201H163ZM248 203H249V201H247ZM247 202H245V201H243L242 203H244L243 205H244V208H245V211L247 210H249V209H247L248 207H247ZM257 203V202H256ZM113 204V203H112ZM111 204V205H112ZM125 204V203H124ZM97 206V205H96ZM113 206V205H112ZM123 206V205H122ZM125 206V205H124ZM246 206V207H245ZM254 207V206H253ZM202 208V207H201ZM103 209V208H102ZM113 209V208H112ZM111 210V209H110ZM182 210V209H181ZM241 210H243V209H241ZM169 211V210H168ZM253 211V210H252ZM107 212V211H106ZM170 212V211H169ZM180 212V211H179ZM114 213V212H113ZM162 213V212H161ZM184 213V212H183ZM203 213V212H202ZM247 213V212H246ZM166 214V213H165ZM206 214V213H205ZM204 214V215H205ZM251 214V213H250ZM116 215V214H115ZM120 215V214H119ZM134 215V213L131 215V216H133ZM137 215V214H136ZM136 215H134L133 216V219H131V221L132 220H134V222H135V220H139V218L136 216ZM151 215V214H150ZM149 215V216H150ZM169 215V214H168ZM180 215V214H179ZM201 215V214H200ZM209 215V214H208ZM249 215V214H248ZM247 215V216H248ZM154 216V215H153ZM161 216V215H160ZM164 216V215H163ZM171 216V215H170ZM170 216H169V218H170ZM191 216V215H190ZM243 216H245V217H247L246 215H245V212H244V214H243ZM249 216H251V215H249ZM98 217V216H97ZM121 217V216H120ZM147 217V216H146ZM165 217V216H164ZM163 217V218H164ZM167 217V216H166ZM165 217V218H166ZM180 216H178L177 217V219L179 218ZM200 217V216H199ZM203 217V216H202ZM209 217H210V215H209ZM252 217V216H251ZM154 218V217H153ZM160 218H162V217H160ZM187 218V217H186ZM205 218H207V217H204V219ZM211 218V217H210ZM244 218V217H243ZM254 218V217H253ZM152 219V218H151ZM156 219V218H155ZM168 219V218H167ZM180 220H184V219H181V218H179ZM204 219H203V221H204ZM239 219V218H238ZM247 219V218H246ZM127 220V219H126ZM129 220H130V218H129ZM163 220V219H162ZM208 220H209V218H208ZM250 220V219H249ZM123 221H124V219H123ZM207 221V220H206ZM243 221H246L245 219L243 220ZM248 221V220H247ZM253 221V220H252ZM138 222V221H137ZM165 222V221H164ZM183 222V221H182ZM242 222V221H241ZM255 222V221H254ZM120 223H122V222H120ZM132 223V222H131ZM237 223V222H236ZM243 223V222H242ZM96 224V223H95ZM135 224V223H134ZM180 225L182 224L181 222L179 223ZM213 224V223H212ZM241 224V223H240ZM252 224V223H251ZM98 225V224H97ZM164 225V224H163ZM171 225V224H170ZM170 225H168V228H170L169 226ZM180 225H178V227H176V228H180V229H182V230H180L178 233H177V231L175 232L174 231V236H175V234H176V238L178 239V241H180L179 243H178V248L177 249H179V250H177V252H181L180 254L179 253H177V254H175V255H184V253L185 252H182V251H185L186 249L184 248V246H183V244H186V242L187 241H184L183 242V239L184 240H186V238H185V236H184V234L186 233L185 231H188V230H186V228H185V230L183 229V228H181L182 226H180ZM245 225V224H244ZM176 226V225H175ZM175 226H173V228L172 229H174L175 228ZM180 226V227H179ZM251 226V225H250ZM257 226V225H256ZM134 227V226H133ZM142 227V226H141ZM246 227V226H245ZM258 227V226H257ZM47 228V227H46ZM55 228V227H54ZM96 228H98V227H96ZM101 228V227H100ZM105 228V227H104ZM120 228V227H119ZM122 228H123V224H122ZM131 228H132V226H131ZM137 228V227H136ZM139 228V227H138ZM164 228V227H163ZM200 228V227H199ZM198 228V229H199ZM264 228V227H263ZM16 229V228H15ZM25 229V228H24ZM77 229H79V228H77ZM133 229V228H132ZM149 229H152L151 227L149 228ZM148 229V230H149ZM197 229V231L195 230V231H193V232H195V233H193V232H191V231H188V232H191L190 233V235L191 236H193L194 237V239H195V241H196V243H197V245H198V247H197V245L195 246V248L196 249H198L200 246V248H205V249H207L206 247H208V249H210V248H212L211 246H210V244L209 245H205V243H204V245L206 246H203L202 244H200V243H202L200 240H201V238H198L199 236H200V233H201V231L203 230L202 228H200V230H198ZM202 229V230H201ZM7 230V229H6ZM13 230V229H12ZM17 230H18V228H17ZM38 230H40V229H38ZM125 230V229H124ZM153 230V229H152ZM151 230V231H152ZM170 230V229H169ZM176 230V229H175ZM177 230H179V229H177ZM184 230V231H183ZM256 230H258V229H256ZM27 231V230H26ZM41 231H42V229H41ZM82 231V230H81ZM140 232V230H136V232H133V233H138V232ZM198 231H200L199 233H198ZM262 231V230H261ZM155 232V234L153 235V237H155V238H158L157 236V231H154ZM160 232V231H159ZM173 232V231H172ZM181 232H184V234H183V236H184V238H182L183 236H181L182 234H181ZM187 232V233H188ZM196 232L199 234V236L196 234ZM264 232V231H263ZM0 233H1V231H0ZM5 233V232H4ZM12 233V232H11ZM41 233V232H40ZM80 233V232H79ZM86 233V232H85ZM110 233V232H109ZM112 233V232H111ZM123 233V232H122ZM153 233V232H152ZM186 233V234H187ZM202 233H205L204 232V230H203V232ZM201 233V234H202ZM5 234H7V233H5ZM10 234V233H9ZM48 234V233H47ZM113 234V233H112ZM127 234V233H126ZM173 234V233H172ZM185 234V235H186ZM189 234V233H188ZM251 234V233H250ZM258 234V233H257ZM53 235H55V234H53ZM52 235V236H53ZM89 235V234H88ZM128 235V234H127ZM138 235V234H137ZM136 235V236H137ZM156 235V236H155ZM161 235H164V234H162L161 233ZM160 235V236H161ZM196 235L198 236V237H196ZM24 236V235H23ZM95 236V235H94ZM118 236V235H117ZM123 236V235H122ZM126 236V235H125ZM136 236H135V238H136ZM146 236V235H145ZM150 236H152V235H150ZM149 235L147 236V238L148 237H150ZM204 236V234H202V237ZM261 236V235H260ZM44 237V236H43ZM43 237H41V238H43ZM51 237V236H50ZM62 237V236H61ZM64 237V236H63ZM108 237V236H107ZM111 237H112V235H111ZM139 237V236H138ZM201 237V236H200ZM47 238H48V236H47ZM68 238V237H67ZM66 238V239H67ZM89 238V237H88ZM147 238H146V242L148 241L147 240ZM160 238H162V236L160 237ZM109 239V238H108ZM140 239V238H139ZM149 239H153L152 237H150ZM189 239H191L190 238V236H189ZM193 239V240H194ZM199 239V240H198ZM84 240V239H83ZM154 241H156L157 242V240H155V239H153ZM163 240V239H162ZM192 240V241H193ZM203 240V239H202ZM108 241V240H107ZM110 241V240H109ZM118 241V240H117ZM116 241V242H117ZM123 241V240H122ZM153 241V242H154ZM176 241V240H175ZM198 241L200 242V243H198ZM15 242V241H14ZM67 242V241H66ZM70 241H68V243H69ZM115 242V243H116ZM124 242V241H123ZM146 242H144L145 244H147V245H149L148 243H146ZM149 242V241H148ZM152 242V241H151ZM174 242V241H173ZM172 242V243H173ZM183 242V243H182ZM205 242V241H204ZM20 243V242H19ZM77 243V242H76ZM164 243V242H163ZM170 243V242H169ZM168 243V244H169ZM171 243V244H172ZM195 243V244H196ZM226 243V242H225ZM264 243V242H263ZM4 244V243H3ZM47 244V243H46ZM83 244V243H82ZM123 244V243H122ZM150 244H152V243H150ZM157 244V243H156ZM215 244H216V241H215ZM214 244V245H215ZM221 244V243H220ZM227 244V243H226ZM45 245V244H44ZM67 245V244H66ZM87 245V244H86ZM129 245V244H128ZM146 245V246H147ZM154 245L155 244H152V246L150 247V245L149 246H147L146 247V250H147V248L149 249V251L147 250H144V251H146V253L148 252V254H149V258H148V254L146 255V259H147V261H148V263L147 264H172V260H173V258H171V257H173L174 255H172V254H174L173 253V250L175 249L174 247H172V248H170V250H171V252H170V250H169V252L170 253H168V255H169V257L170 258H168V257H163V259L161 260V257H159L158 256V258H160V259H158L157 258V255L156 254H160L161 253V251H164L165 250V248L163 247V246H157V247H160V248H157V247H154ZM158 245V244H157ZM167 245V244H166ZM213 245V244H212ZM232 245V244H231ZM90 246V245H89ZM156 246V245H155ZM174 246V245H173ZM176 246V245H175ZM227 246V245H226ZM225 246V247H226ZM19 247V246H18ZM72 247V246H71ZM87 247V246H86ZM153 247L156 249V250H158V251H156L155 249H153ZM182 247L185 249V250H182ZM186 247V246H185ZM210 247V248H209ZM217 247V246H216ZM69 248V247H68ZM67 248V249H68ZM164 248V250H162ZM180 248H181V250H180ZM194 248V249H195ZM214 248V249H213ZM213 248H212V250L214 251L216 248L213 246ZM220 248V247H219ZM229 248V247H228ZM71 249V248H70ZM205 249H203V252H204V250ZM205 250V251H208V252H210V250ZM222 249V248H221ZM226 249V248H225ZM250 249H252L251 247H250ZM73 250V249H72ZM124 250V249H123ZM128 250V249H127ZM142 250V249H141ZM157 252H155V251ZM176 250V249H175ZM199 250V249H198ZM219 250V249H218ZM218 250L216 249V251H217V253H219L218 252ZM223 250V249H222ZM154 251V253H156V254H152V252ZM188 251H189V249H188ZM233 251V250H232ZM235 251V250H234ZM4 252V251H3ZM69 252H70V250H69ZM89 252V250L87 251V253ZM94 252V251H93ZM195 252H196V250H195ZM199 252H200V254H201V252L202 251H200L199 250ZM199 252H198V259H201L200 257H202L204 254H201L202 256H200V254H199ZM202 252V253H203ZM207 252V253H208ZM32 253V252H31ZM75 253V252H74ZM91 253V252H90ZM166 253V252H165ZM183 253V254H182ZM216 253V252H215ZM220 253H223L222 251L220 252ZM2 254V253H1ZM89 254V253H88ZM98 254V253H97ZM118 254H119V252H118ZM162 254H163V252H162ZM171 254V255H170ZM206 254V253H205ZM213 254V253H212ZM90 255V254H89ZM126 255V254H125ZM167 255V254H166ZM187 255H189V254H187ZM195 255V254H194ZM210 255V254H209ZM215 255H217V254H215ZM72 256V255H71ZM74 256V255H73ZM93 256V255H92ZM179 256V257H180ZM191 256H193L192 254H191ZM233 256V255H232ZM232 256H230L229 258H231ZM183 257V256H182ZM196 257V256H195ZM194 257V258H195ZM215 257H218V255L217 256H215ZM263 257V256H262ZM67 258H68V256H67ZM186 258V257H185ZM187 258H189V260H190V258L191 259H193V257H187ZM204 258V260L203 261H205V263H206V261H207V258H206V260H205V257H203ZM222 258V257H221ZM232 258H234V257H232ZM247 258V257H246ZM88 259H90V258H88ZM130 259V258H129ZM145 259V258H144ZM196 259V258H195ZM215 259V258H214ZM261 259V258H260ZM122 260V259H121ZM180 260H182V259H180ZM185 260V259H184ZM219 260V259H218ZM224 260V259H223ZM93 261V260H92ZM195 261V260H194ZM194 261H193V263H194ZM198 260H196L195 262H197ZM219 261H222V260H219ZM227 261V260H226ZM231 261V260H230ZM230 261H229V264H230ZM246 261V260H245ZM244 261V262H245ZM249 261V260H248ZM264 261V260H263ZM10 262V261H9ZM73 262V261H72ZM142 262V261H141ZM146 262V261H145ZM178 262H179V260H178ZM178 262H176L177 264H178ZM185 262H187V261H185ZM185 262H184V264H185ZM191 262V261H190ZM202 263V261L201 260H199V263ZM209 262V258H208V261H207V264H209L208 263ZM228 262V261H227ZM232 262V261H231ZM5 263H6V261H5ZM102 263V262H101ZM100 263V264H101ZM110 263V262H109ZM133 263V262H132ZM136 263V262H135ZM173 263H174V261H173ZM180 263V262H179ZM198 263V264H199ZM200 263V264H201ZM204 262L202 263V264H205ZM222 263V262H221ZM225 263V262H224ZM223 263V264H224ZM249 263V262H248ZM10 264V263H9ZM107 264V263H106ZM121 264V263H120ZM182 264V263H181ZM195 264V263H194ZM246 264V263H245ZM260 264V263H259Z\"/></svg>",
    "mask_w": 264,
    "mask_h": 264
}]
</instances>
